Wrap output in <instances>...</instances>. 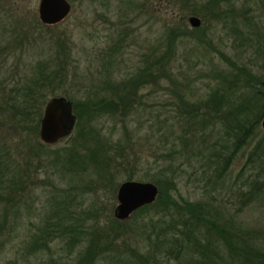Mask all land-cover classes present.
Masks as SVG:
<instances>
[{"label": "rangeland", "instance_id": "obj_1", "mask_svg": "<svg viewBox=\"0 0 264 264\" xmlns=\"http://www.w3.org/2000/svg\"><path fill=\"white\" fill-rule=\"evenodd\" d=\"M68 1L71 4L68 16L48 25L38 17L39 0H0V102H9L0 104V153L9 154L23 164L22 156L36 148L40 160L38 163L37 154H32L34 164L39 165L38 172L27 177L18 221H13L15 215L11 214V221L7 222L13 235L8 241L4 236L0 238V264H75L76 261L84 264L77 252L87 247L82 243L91 226L106 232V237L99 240L95 264H111L114 256L133 264H196L193 260L198 255L188 246L193 236L188 239L179 235L185 227L181 220H176L177 207L168 206L165 214L150 209L126 220L114 216L120 183L152 182L149 178L158 172L159 165H168L170 161L179 165L177 190L171 191L173 199L214 205L225 226L230 221L233 228H239L240 233L234 230L235 234L255 240L264 255V184L251 204L247 201L244 205L245 197L239 193L247 191L245 180L249 174L264 182V169L259 163L254 168L244 166L254 143L264 134L261 124L264 115L255 130L258 136L249 139L236 154L224 181L212 184L205 156L216 135L210 136L208 127L209 130H204L206 135H202L203 141L199 135L195 140L185 141L186 135H191L178 99V94H187L186 98L198 103L208 91L216 89L215 70L227 65L219 50L245 63L264 81V0H218L221 7H230L235 13L227 18L210 14L211 0ZM191 8L202 14L195 16L201 19L200 26L206 22L205 28L198 30L190 26L188 17L194 15ZM178 19L190 30L187 36L179 37L169 65V74L176 83L163 78L158 84L132 86L134 95L128 94V98L134 101L126 110L106 112L92 121L101 138L117 144L112 151L120 165L118 161L110 179L91 180L92 171L78 177L70 175L67 169L71 167L62 168L61 161L56 160L64 151L57 156L56 152L72 143L75 121L68 136L54 144H45L39 138V124L35 129L37 116H32L30 111L24 117L16 111L17 107L10 109V103L21 101V92L28 84L36 89L38 107L44 101L40 119L45 103L52 97L63 98L68 103L69 100L81 103L95 94L115 99L114 88L126 93L123 86L126 80L144 70L155 53L166 50L168 29L179 24ZM234 22L238 33L233 30ZM45 65L62 74L52 83L36 78L31 82V75L40 77L39 71L46 69ZM71 113L74 115L72 105ZM213 129L224 135L227 127L216 123ZM228 129L232 132V127ZM168 151L176 159L165 160L160 156ZM56 211L81 214V227L88 226L85 230L88 233L82 230L75 244L65 236L45 239V250L33 247V236H46V226L58 219ZM192 228L196 233L198 228L194 224ZM226 231L225 235L229 236V230ZM203 233H196L201 243L217 239L211 264H239L237 257L241 255L229 252L220 234L214 237ZM125 237H129L128 246ZM257 264H264V260H258Z\"/></svg>", "mask_w": 264, "mask_h": 264}, {"label": "trees", "instance_id": "obj_2", "mask_svg": "<svg viewBox=\"0 0 264 264\" xmlns=\"http://www.w3.org/2000/svg\"><path fill=\"white\" fill-rule=\"evenodd\" d=\"M209 4L211 5L208 7V10H211L210 14L213 17L224 16L227 18L235 14L230 7H221L218 0H211ZM191 13L194 15H202L196 8H191ZM181 21V19H178L176 22L180 23L176 26L173 24V26L168 29L165 45L166 50L158 54L155 53L153 60H149L150 62L148 61L144 70H140L139 73L130 77L129 80H126L123 86L127 94L118 88H114L115 99H104V97H99L97 94H95V97L91 95L86 97L81 103L68 99L72 105V112L75 116V131L72 136V143L56 152L57 156L58 153L64 151L63 154L56 157V160L61 161L62 168H64V166L71 167L67 169L68 174L78 177L81 176L80 174L86 175L92 171L94 175L91 180L99 178L102 182L112 177L111 172L115 171L117 168L116 163L119 161L118 157L112 151L117 144H114L113 141L110 142L105 138H101L99 130L92 125V121L106 112L116 113L120 112V109L126 110L128 108L127 106L134 101L133 98L132 100L128 98V94L130 96L134 95L132 86H139L140 83H145L146 85L151 82L158 84L159 80L163 78L169 79L172 83H176L175 79L169 74V65L175 56V44L179 37L187 36L188 30H190V28L184 25V23H181ZM242 23L246 24L244 22ZM202 26L205 28L206 22L205 25L202 23V25L196 29L199 30ZM233 30L238 33V26L235 22L233 23ZM240 38L246 40L244 36ZM258 48L260 51L259 42ZM218 52L227 65L225 67L218 66L215 70L214 78L215 85L217 86L216 89L208 91L206 97L200 99L198 103L191 102L186 98L185 95L187 94H178V99L186 114L184 115V121L187 125L188 133L191 135L190 137L186 135L187 138H185V141H189V139L195 140L197 135L201 136V141H203V136L206 135L204 130H209L208 127H210L209 131H211L209 135H216L215 138L212 139L208 155L205 156L207 164L205 166L209 168L207 175L212 184L213 182L218 183L222 179L224 181V174L229 170L236 154L245 146L249 139H252L255 135L258 136L255 134V130L259 127L261 118L264 115V92H262L264 90L263 79L254 75L245 63L229 58L220 50ZM45 66H47L46 69L43 68L39 71L40 77H33V75H31V82H35L36 80L34 78H36L47 83H52L50 81H54L62 74L61 71L58 70H49V65ZM126 84L127 86H125ZM130 88L131 91L128 92L127 90ZM21 95V101H14L10 103L12 106L9 107L12 110H16L15 108L17 107L16 111L19 110V115L22 113L24 117L31 111V113H33L32 116H37L34 122L36 129L39 124L41 106L44 101H42L41 105L38 107L36 89L29 84L25 86ZM0 104H9V102H0ZM17 116L18 115H16V117ZM216 123L223 124L227 127L224 135H221L218 130L213 129ZM228 127H232V132H230ZM38 145L41 146L40 144ZM38 153V149L31 148V150L27 152L26 157L25 155L22 156L23 159L25 158L23 164L13 160L9 154L6 156L5 153H0V238L4 236L7 238V241L8 238L13 235V229L7 227V222L11 221L9 217L13 214L15 215L13 221H18L17 215L20 214L19 212L21 209V206H19L20 200L25 192V187H27L26 182H28V176L38 172L39 165L34 164V157H32V154H37L36 160L39 163ZM160 156L164 157L165 160L166 158L176 159L175 154L170 151ZM263 159L264 134L258 137L254 143L247 155V161L244 166L246 168L247 166L253 165L252 168H254L257 163H259L264 169ZM118 165H120V161ZM88 168L90 170H87ZM178 169L179 165H173V161H170L168 165H159L158 172L154 173L149 178L159 188V194L156 200L135 210L130 217L133 215L135 216L137 213L149 211L150 209H155V211L161 210L163 214H165L168 206L177 207L176 213L178 215L176 220H181L185 227L184 230L180 231L179 235L185 236L188 239H190V236H193V240L191 239V242H188V246H190L192 252L198 255V258L193 260L196 264H211L215 249L217 250V246L214 243L217 239L213 240L212 243L209 240L207 243H201L199 241L196 233L200 234L201 231L214 237L215 234H220L229 252L239 253L241 255V257H237L239 264H257L258 260H264V255L260 253L261 249L257 246L255 240L242 236L241 234H235V231L240 233L238 230L239 228H233V224L230 221L226 223L225 226L214 205L209 204V202L195 203L183 199L181 203L179 200L173 199L174 196L171 191L177 190L175 179ZM244 169H242V172H244ZM95 174L98 177H96ZM245 181V184L248 186L247 191L242 190V192H239L245 197L244 205L247 201L251 204L250 201L259 194L262 190L261 185L264 184L262 180L253 178L250 174ZM56 212L58 219L46 226V236L39 234L33 236L31 240V245L33 247L43 248L45 250V239L48 241L58 237L63 239L65 236L70 243L75 244L79 240L78 236L81 231L87 230L88 226L86 228L81 227V214L79 215L72 211ZM66 219L69 221H66ZM115 221L119 222V220L116 219ZM188 223H190V225H188ZM121 224L124 223L121 222ZM193 224L198 228L196 233L193 231ZM145 225L146 224H144V226ZM226 229L229 230V236L224 233ZM89 230L91 231L90 234H87L86 240L82 243V245L86 244L87 247L84 248L83 246V249H81L83 251L79 249L77 253L79 257H81V261H85L84 264H95V262L98 261L97 253L99 240L101 236L102 238L106 237L104 236L106 232L103 229H92V226ZM177 237L178 236L175 238ZM128 238L129 237L124 238L126 246H128ZM64 263L65 262H60L58 264ZM114 263L133 264L130 261L125 262L123 259L115 256L111 264ZM75 264H79V262L77 263L76 261Z\"/></svg>", "mask_w": 264, "mask_h": 264}, {"label": "water", "instance_id": "obj_3", "mask_svg": "<svg viewBox=\"0 0 264 264\" xmlns=\"http://www.w3.org/2000/svg\"><path fill=\"white\" fill-rule=\"evenodd\" d=\"M71 11L68 0H39L38 17L42 23L56 24ZM191 27L197 28L201 19L195 15L188 17ZM75 121L71 105L63 98H50L44 105L39 123V138L45 144H54L68 136ZM264 128V117L262 120ZM159 194L158 186L149 181L127 180L117 188V204L114 216L119 220L128 219L140 207L154 202Z\"/></svg>", "mask_w": 264, "mask_h": 264}, {"label": "flooded vegetation", "instance_id": "obj_4", "mask_svg": "<svg viewBox=\"0 0 264 264\" xmlns=\"http://www.w3.org/2000/svg\"><path fill=\"white\" fill-rule=\"evenodd\" d=\"M57 24V23H56ZM48 25H54V24H48ZM61 140V139H60ZM117 194V193H116ZM117 199V198H116Z\"/></svg>", "mask_w": 264, "mask_h": 264}]
</instances>
